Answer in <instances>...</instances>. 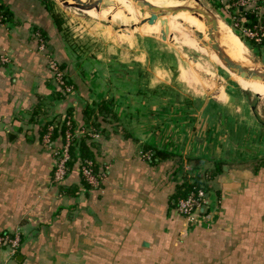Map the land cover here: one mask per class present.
Returning a JSON list of instances; mask_svg holds the SVG:
<instances>
[{
    "label": "crops",
    "instance_id": "0c3cea01",
    "mask_svg": "<svg viewBox=\"0 0 264 264\" xmlns=\"http://www.w3.org/2000/svg\"><path fill=\"white\" fill-rule=\"evenodd\" d=\"M237 1L207 0L230 26ZM0 8V233L20 236L15 254L0 249V264H264V122L244 94L183 98L150 43L121 48L107 35L76 50L48 2ZM243 10L264 26V0ZM248 48L264 66V44ZM85 109L104 177L89 189L74 167L60 190L42 128L69 110L81 125ZM194 161L211 174L202 223L175 207Z\"/></svg>",
    "mask_w": 264,
    "mask_h": 264
},
{
    "label": "rangeland",
    "instance_id": "374dc122",
    "mask_svg": "<svg viewBox=\"0 0 264 264\" xmlns=\"http://www.w3.org/2000/svg\"><path fill=\"white\" fill-rule=\"evenodd\" d=\"M48 1L57 20L61 26L63 25L65 40L72 43V48L76 50L79 48L88 49L89 47L86 46L91 45L94 40L108 39L107 35L116 38L121 44V48H126L127 44L132 42H137L138 45L145 43L146 46L150 43L159 48L158 52L164 59L162 63L168 66L172 65L168 67V70L171 72L175 84L168 87L169 91H174L170 89L176 86V90L183 94V98L190 99L212 97L226 88L234 89L246 96L250 106L256 110L258 118L264 122V100L255 97L240 84L234 82L229 72L213 58L211 50L198 38V32L192 29V22L190 25H181L173 30L164 27L162 32L166 34V40L162 41L160 33H147L145 31L147 26L131 29L132 24H128L122 27L120 24L110 23L107 19L98 20L88 16L86 12L84 14L73 8H65L62 3L55 2V0ZM200 2L205 8H212L207 0H200ZM230 27L232 28L233 25ZM185 40H190L201 46L191 49L185 44ZM248 52L251 61L264 70V66L259 63L250 49Z\"/></svg>",
    "mask_w": 264,
    "mask_h": 264
},
{
    "label": "bare ground",
    "instance_id": "6f19581e",
    "mask_svg": "<svg viewBox=\"0 0 264 264\" xmlns=\"http://www.w3.org/2000/svg\"><path fill=\"white\" fill-rule=\"evenodd\" d=\"M56 1L62 2L61 0ZM81 1L84 2L85 0ZM96 2L99 11H88L86 12L88 16L98 20L109 19L111 23L120 24L121 26L146 21L152 13L153 8L169 9L180 6L194 7L195 5L193 0H96ZM191 22L193 25L192 29L198 32V38L202 43L206 47L210 46L217 49L226 63L230 62L236 67L248 69L252 72L261 73L263 71L260 66L251 61V56L246 46L240 41V38L230 28L225 26L221 20L217 23V29L213 31L206 25L203 17L191 16L188 13L181 12L174 16L157 18L151 26L147 25L145 27V31L147 33L159 34L163 31L164 27L172 28L173 30L181 25H190ZM185 44L191 49H195L200 45L194 44L190 40H185ZM213 58L225 68L216 55L213 54ZM227 71L234 82L240 84L250 94L259 96V98L264 100V83L252 80L245 81L229 70Z\"/></svg>",
    "mask_w": 264,
    "mask_h": 264
},
{
    "label": "built area",
    "instance_id": "2783aa9c",
    "mask_svg": "<svg viewBox=\"0 0 264 264\" xmlns=\"http://www.w3.org/2000/svg\"><path fill=\"white\" fill-rule=\"evenodd\" d=\"M253 3V0H238L233 5L228 6L227 9L233 10L232 25L234 32L238 37L248 46H260L264 44V26L260 24L251 25L246 19L242 21V18L237 12L238 9H244L249 7ZM2 17L0 16V20ZM48 68L52 71L56 83L63 88L66 93L71 92V87L64 84V74L59 69L57 63L51 58H47ZM2 61H6L3 58ZM57 121V120H56ZM55 121V122H56ZM66 126L69 127V121L65 122ZM87 133L92 139H97V134L91 127L86 130H82L80 133L75 131L76 137H80L81 134ZM53 125H49L46 128V132L42 137V142L46 148L51 150L54 156V168L52 174V182L54 184H59L66 179L67 174V163L70 160L69 146L71 143L72 135L67 130L64 135L62 144L56 147L53 144L52 139ZM143 158L146 160L150 159L151 154L146 152L142 154ZM81 178L90 187L96 188L102 178L103 174H97L93 170V163L89 160L83 162L81 168ZM184 172L187 174V179L191 178L190 166L185 165ZM205 193L202 190H197L195 193H191L187 198L180 200L177 204L176 211L183 218L185 222L188 223H202L204 221V216L201 215L205 207ZM20 245V236L17 232L10 235L0 236V248L5 247L8 249L10 254H15Z\"/></svg>",
    "mask_w": 264,
    "mask_h": 264
},
{
    "label": "trees",
    "instance_id": "16d2710c",
    "mask_svg": "<svg viewBox=\"0 0 264 264\" xmlns=\"http://www.w3.org/2000/svg\"><path fill=\"white\" fill-rule=\"evenodd\" d=\"M44 1L49 2L48 0H44ZM238 13L243 18L248 20L251 25L254 24L253 15L250 14L248 11H246V10L242 11L241 10ZM5 15H6V13L4 12V10H2V8H0V16L2 17V19L5 17ZM56 22L58 23V25H60V22L57 20V17H56ZM252 47L253 46H250V48H252ZM64 79H65L64 84H66L68 86H71L70 85L71 82L68 79L65 78V75H64ZM96 106L98 108H101L99 105H96ZM96 106H94V107H96ZM92 112L93 111H91L90 109H85V111L83 112L81 125H79V124L77 125V122L74 120L71 110H69V112L64 117H61V118L60 117L59 118L56 117L57 119L56 118L50 119L47 122V124L42 128V135H44V133L46 132V128L49 125H53V133H52V139L51 140L53 141V144L56 147H59L62 144L65 132H67V130L71 133L72 139H71V143H70V146H69L70 160L68 161V163L66 165L67 166L66 178L69 177L72 169L74 167H76L80 182L82 183V185H84L85 187H87L89 189H92L93 187H90L88 184H86L82 180L80 168H81V166H82L84 161L89 160V161H91L93 163L94 172L97 173V168H96V165H95V163L93 161V158H92V154L93 153L91 151L92 150L91 147H92V140L93 139L86 132L81 134V136L77 138L76 135H75V131L77 130L78 133H80L82 130H86L89 127H91L92 130L95 131V128H96V124H94L95 122H91L90 123V121H88V119H86L89 115L92 114ZM94 118L97 119L96 115L94 116ZM66 121H69V124H70L69 127L66 126V124H65ZM97 121H98V119H97ZM58 140H60L59 145L57 144ZM146 151H148V150H146ZM149 153L153 154L152 151H150ZM198 165H199L198 161H194L193 162V168L192 169L193 170L195 169V173L196 174L194 176H192L191 178H189V180L185 178L183 183L177 189L176 194H175V197H177V200H176V203H175V207H177V204H178V202L180 200H183V199L187 198L191 193H195L197 190H202L204 192L208 191L207 180L211 179V177H210L211 174L206 169L202 170L200 167H198ZM52 174H53V171H52ZM63 182H61L59 184H55V185H59L60 190L68 191L62 185ZM98 187H99V185L96 188H98ZM63 192L64 191H62V193ZM10 234H12V233H6L5 232V233H0V236H2V235H10ZM0 249H5V247H2Z\"/></svg>",
    "mask_w": 264,
    "mask_h": 264
},
{
    "label": "water",
    "instance_id": "95a60500",
    "mask_svg": "<svg viewBox=\"0 0 264 264\" xmlns=\"http://www.w3.org/2000/svg\"><path fill=\"white\" fill-rule=\"evenodd\" d=\"M61 1L64 7L73 8L75 10L83 12L84 14L85 12L92 11V10L99 11L96 0H85L84 2H82L81 0H61ZM193 1L195 4L194 7L180 6V7L169 8V9L153 8L152 13L150 14L149 18L146 21H142L138 24H132L130 28L134 29V28H139L140 26H147V25L151 26L157 18L174 16L181 12H185V13L190 14L191 16L203 17L206 21V25H208L213 31L217 29V23L218 21L221 20L238 37V35L233 31L230 25H228L227 22L219 14H217L212 8H205L203 4L200 2V0H193ZM69 2H71V4H69ZM122 27H125V26H122ZM160 34H161V40L165 41L166 34L164 32H160ZM240 41L247 47V45L241 39ZM208 48L224 64L226 70H229L230 72L236 74L237 76H239L245 81L252 80V81H260L264 83V70L261 73H259V72H252L248 69H244L241 67H236L230 62L226 63L223 56L219 53L217 49L210 47V46ZM255 97L259 98V96H255Z\"/></svg>",
    "mask_w": 264,
    "mask_h": 264
}]
</instances>
